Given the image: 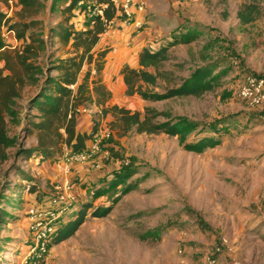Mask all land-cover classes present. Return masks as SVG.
Returning <instances> with one entry per match:
<instances>
[{"label":"rangeland","instance_id":"374dc122","mask_svg":"<svg viewBox=\"0 0 264 264\" xmlns=\"http://www.w3.org/2000/svg\"><path fill=\"white\" fill-rule=\"evenodd\" d=\"M17 2L12 0L11 17ZM41 2L45 9L38 20L46 33L63 22L65 5L62 0ZM188 2V13L184 9L178 15L184 21L182 30H194L193 40L169 49L164 70H173L179 80L211 66V75L222 78L200 98L144 102L121 94L117 106L141 118L146 109L154 110L166 114L159 123L173 126L179 121L191 130L175 136L132 131L118 138L108 117L100 128L112 133L108 160L96 171L81 167L86 195L82 202L76 195L64 225L84 206L91 209L72 237L51 241L39 264H200L208 256L216 264L264 262V107L250 108L238 97L247 75L264 78V0ZM1 4L9 12L10 6ZM244 5L254 6L256 13L252 23L239 27L228 19ZM153 7L168 10L170 5ZM72 14L70 24L83 30L85 13L76 9ZM145 22L148 28V18ZM162 30L154 45L169 46L180 39L181 33L168 36L174 30ZM67 51L47 42L51 62L68 57ZM45 56L38 59L41 65L47 63ZM177 64L183 67L173 68ZM163 88L155 92L161 94ZM33 92L25 91L23 98ZM20 130L13 128L10 135L18 136ZM20 144L23 150L35 149L36 134ZM15 153L10 150L9 160L0 164V264L32 261L34 231L26 211L49 206L62 177L55 169L60 157L45 160L34 153L25 161L15 160ZM74 168L73 180L80 183ZM108 208L103 218L91 216L96 209Z\"/></svg>","mask_w":264,"mask_h":264},{"label":"trees","instance_id":"16d2710c","mask_svg":"<svg viewBox=\"0 0 264 264\" xmlns=\"http://www.w3.org/2000/svg\"><path fill=\"white\" fill-rule=\"evenodd\" d=\"M62 1L65 19L55 27L48 28L46 33L42 22L38 20L45 9L41 0H18V8L10 18L0 11V164L9 160L8 152L12 149H16L15 160L25 161L34 153L40 154L45 160L61 157L64 147L73 153L83 152L93 134L100 129V122L106 121L108 117L113 119L109 123L110 130L118 138L132 131L137 134L164 133L171 136L190 131L189 126L179 121L173 126L159 123L158 118L166 117V114L154 110L146 109L141 118L138 112L108 105L111 93L101 83L100 74L109 50L97 51L95 48L113 21L124 19L119 3L117 0ZM78 2H84L81 8L77 7ZM87 7L101 11L102 15L88 16ZM76 9L87 16L80 31L70 24ZM255 13L254 6L244 5L237 11L236 17L241 25H247L254 21ZM2 28L13 31L20 46L13 48L6 45L2 39ZM193 34L194 30L183 33L180 39L174 38L172 44L156 51L142 49L138 54L139 69L123 66L120 75L125 96H138L144 102H161L172 98H200L212 92L214 84L222 76H212L211 66L197 68L189 78L179 80L173 70H164V65L170 60L169 49L180 44L189 45ZM47 42L71 52L65 59L56 58L51 62L53 56L46 54ZM43 55H46L47 63L41 65L38 59ZM182 67V64L173 66L177 69ZM85 68L86 72L81 76ZM53 72H56L55 76H51ZM171 84L172 87H169ZM163 85V92L156 93L155 89ZM28 90L34 92L25 100L23 93ZM90 108L96 109L92 131L89 134L78 133L77 111ZM18 127H21L20 135L11 136V129ZM34 133L36 148L23 150L20 141H26ZM79 185L74 182L75 189ZM90 209V205L84 206L74 220L62 226L54 242L60 243L72 237ZM109 212V208L103 211L96 209L91 216L103 218Z\"/></svg>","mask_w":264,"mask_h":264},{"label":"built area","instance_id":"2783aa9c","mask_svg":"<svg viewBox=\"0 0 264 264\" xmlns=\"http://www.w3.org/2000/svg\"><path fill=\"white\" fill-rule=\"evenodd\" d=\"M10 6L7 12V18H10L12 12V0H1ZM82 2L77 3L81 8ZM121 14L124 16L122 23L124 25L132 24L135 31H142L146 22L136 20L131 12L133 8L136 12L142 14L145 10L144 0H121L119 3ZM88 16H101V11L87 7ZM9 38L15 39L13 31H7L2 28V39L6 42ZM14 48V47H13ZM238 97L244 101L250 108L258 109L264 107V78L257 75H247L244 83L240 86ZM79 112V110L77 111ZM85 112V110H83ZM112 137L109 130L99 129L95 132L88 143V147L83 152L73 153L67 148L63 149L61 162L57 165V171L62 174L61 181L54 187V196L49 206L44 208L32 207L26 211V214L32 223L34 231V249L31 251L32 261L25 264H39V261L46 252L48 245L53 242L58 231L64 223L66 215L76 201L74 180L72 176V167L85 166L89 170L96 171L104 166L108 160L107 141ZM200 264H216L212 256L204 258Z\"/></svg>","mask_w":264,"mask_h":264},{"label":"crops","instance_id":"0c3cea01","mask_svg":"<svg viewBox=\"0 0 264 264\" xmlns=\"http://www.w3.org/2000/svg\"><path fill=\"white\" fill-rule=\"evenodd\" d=\"M121 0H117L120 3ZM144 0L145 4V12L140 14L136 12L133 8L131 12L134 14L136 20H143L148 18V28H144L139 33L135 34L134 26L124 25L122 21L114 20L113 25L109 28V30L103 34L100 38L99 43L97 44L95 50L104 51L109 50L105 57V64L103 70L100 74L101 83L110 91L111 100L109 101V106L118 105V98L121 97V94L125 93V86L122 81V76L120 75V70L123 66H129L132 69H139L138 66V54L142 49L147 48L150 50H154L156 46L159 47L164 46L157 43L154 45V37L164 35L165 31L162 30V26L168 30L173 29L174 31H170L168 36L171 34L178 33H186L191 30H182L181 25L184 21L179 18L178 14H181L182 10L186 9L188 11L189 3L188 0ZM190 1V0H189ZM0 0V11L7 15V11H3V5ZM154 3L160 5L169 4L170 7L167 10L166 7L157 11L154 9ZM188 13V12H187ZM237 12H235L233 18L228 19L229 21H233L235 25L241 27L239 20L236 17ZM193 25V24H192ZM179 31V32H177ZM2 32V31H1ZM177 32V33H176ZM19 43L14 38H9L5 44L11 47L19 46ZM151 45V46H149ZM190 45V44H189ZM150 47V48H149ZM160 47V48H161ZM110 48H115L114 51H110ZM172 47L171 49H174ZM157 49V50H158ZM156 51V50H155ZM94 73V72H93ZM125 95V94H124ZM94 110L92 108L85 110V112H79L76 117V131L78 133H86L89 134L92 131L93 119H94ZM104 125V121L100 122V128ZM65 148V147H64ZM63 148V149H64ZM62 156L60 157V161ZM59 164V163H58ZM57 164V165H58ZM55 166V165H54ZM75 167V168H74ZM85 166H73L75 173H77L81 178L80 185L75 189L76 195L78 196L79 202H82L84 199L86 186L85 180H87L83 174L84 169L81 168ZM57 174H60L57 171V166H55ZM92 171V170H91ZM61 177V176H60ZM64 225V223H63ZM262 262V261H260ZM250 264H264V262Z\"/></svg>","mask_w":264,"mask_h":264}]
</instances>
